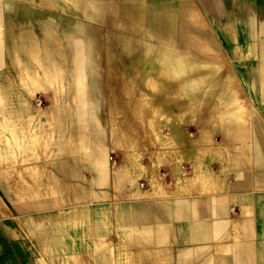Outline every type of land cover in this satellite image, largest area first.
I'll return each mask as SVG.
<instances>
[{"label": "rangeland", "instance_id": "1", "mask_svg": "<svg viewBox=\"0 0 264 264\" xmlns=\"http://www.w3.org/2000/svg\"><path fill=\"white\" fill-rule=\"evenodd\" d=\"M0 2V197L47 264L260 260L264 0ZM197 217L223 220L199 239Z\"/></svg>", "mask_w": 264, "mask_h": 264}, {"label": "crops", "instance_id": "2", "mask_svg": "<svg viewBox=\"0 0 264 264\" xmlns=\"http://www.w3.org/2000/svg\"><path fill=\"white\" fill-rule=\"evenodd\" d=\"M1 17L0 6V23ZM262 105L264 111V91ZM255 134L253 164L257 180L264 181V133L256 128ZM102 159L104 160V158ZM248 203L251 206L248 211V217L251 218V232L253 237H256L258 245V254L256 255L258 256L260 254L261 258L255 262V260H253L255 253L253 255V249L250 252V248H248L247 252H235L233 260L244 261L245 259L246 264H264V186H262L261 192L251 197ZM140 211L144 213H153L155 210L143 207ZM155 212L157 213V211ZM26 217L27 216L21 214L14 215L9 206H7L0 197V264H47L44 254L39 248L35 247L33 243L31 223ZM222 220L221 217L194 218L192 221H197L198 224L196 227H192L194 232L196 230L195 234L193 233V237L199 239L202 235L211 237L210 230L217 228L219 222L221 223ZM202 232L206 233L202 234ZM239 254L241 257L238 256ZM243 254L246 255L242 257Z\"/></svg>", "mask_w": 264, "mask_h": 264}, {"label": "bare ground", "instance_id": "3", "mask_svg": "<svg viewBox=\"0 0 264 264\" xmlns=\"http://www.w3.org/2000/svg\"><path fill=\"white\" fill-rule=\"evenodd\" d=\"M124 8H125V9H123L124 11L127 10V9L129 10L128 11L129 12L128 13V15H129V19L128 20L136 21V20H138L140 18V15L142 13V10H141L140 6H138V5H127V7H124ZM110 22L111 21H109V24L111 25ZM127 23H128V21H125V27L126 28L128 26ZM112 25H113V22H112ZM110 27H112V26H109V28ZM112 35L116 39L120 40V42H121V39H120V37L117 34H112ZM145 47H147V46H145ZM134 48H135V43L130 45L126 51L133 50ZM88 50L91 51V52L93 51V45H92L91 41L89 43ZM137 50H138V47H137ZM149 50H150V48H149ZM114 51L116 52L115 54H118L117 45L115 46ZM152 54H153V52H152ZM157 63L159 65L162 63L161 66L163 65V67L168 69L172 74L179 75L182 80L189 81V83L192 85V87L193 86L195 87V86L199 85V73H198L197 68L191 67V68L186 69L184 67L181 59H175L172 56H170L168 53L161 52L160 54H158Z\"/></svg>", "mask_w": 264, "mask_h": 264}]
</instances>
